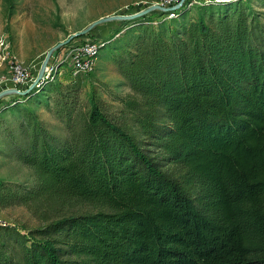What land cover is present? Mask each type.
Returning <instances> with one entry per match:
<instances>
[{"label": "trees", "instance_id": "obj_1", "mask_svg": "<svg viewBox=\"0 0 264 264\" xmlns=\"http://www.w3.org/2000/svg\"><path fill=\"white\" fill-rule=\"evenodd\" d=\"M258 1L262 9L251 0L202 1L158 20L147 16L153 9L120 22L118 68L133 92L117 96L119 118L94 87L81 103L75 81L45 79L5 104L20 112L10 151L38 180L0 178V205L51 194L96 209L27 231L0 222V264H264ZM53 89L44 105L67 128L64 138L22 106Z\"/></svg>", "mask_w": 264, "mask_h": 264}, {"label": "rangeland", "instance_id": "obj_2", "mask_svg": "<svg viewBox=\"0 0 264 264\" xmlns=\"http://www.w3.org/2000/svg\"><path fill=\"white\" fill-rule=\"evenodd\" d=\"M154 1L156 0H0V34L6 36L10 47L20 60L26 64L36 62V66L31 70L33 75H36L46 51L56 42L67 38L99 16L132 13ZM181 2V6L175 10L194 9L202 0H182ZM250 5L254 9L263 8L258 0H251ZM155 10L147 16L158 20L175 15V10L172 15H168L169 12L160 14L158 9ZM189 14L192 12L190 11ZM130 19H111L100 22L85 34L70 39L93 38L100 41L101 36L112 35L105 40L106 45L99 49L95 66L91 71L71 75L66 66H63L60 73L54 72L55 81L65 84L70 81L79 83L81 103H86L90 90L94 87L99 103L114 118L121 116L117 96L133 92L130 87L122 83L117 59L119 54L123 53L125 46L115 39L119 33H114L119 28L117 25L120 22ZM63 47L58 51L59 58L62 56ZM132 48L130 45L129 49L133 50ZM19 95L21 94L11 93L0 97V178L21 181L32 186L38 180L34 168L13 155L8 145L9 132L19 129L14 116L18 118L20 112L6 108L5 104ZM43 95L40 97L43 101L34 102L26 99L22 106L33 109L50 131L60 138L66 137L68 131L65 125L44 105L46 100L53 102L57 95L55 89L45 91ZM144 146L154 148L147 141ZM94 209L96 207L93 202L78 197L44 194L27 202L0 205V218L27 231L29 228L43 225L63 215Z\"/></svg>", "mask_w": 264, "mask_h": 264}, {"label": "built area", "instance_id": "obj_3", "mask_svg": "<svg viewBox=\"0 0 264 264\" xmlns=\"http://www.w3.org/2000/svg\"><path fill=\"white\" fill-rule=\"evenodd\" d=\"M181 1L182 0H156L154 1V4L168 6ZM173 13L174 10L169 11L167 14L172 15ZM100 45L101 42L93 38H85L67 43L61 49V58H59V54L57 53L55 57H52V59L47 62L44 71L46 77L42 81L45 79H54V72L57 71L60 73L63 66H66V69L71 75L91 71L95 66ZM35 66V61L26 64L20 60L10 47L6 36L0 34V90L5 88H17L19 90L26 89L36 76L33 75L31 71ZM0 222L5 221L0 218Z\"/></svg>", "mask_w": 264, "mask_h": 264}, {"label": "water", "instance_id": "obj_4", "mask_svg": "<svg viewBox=\"0 0 264 264\" xmlns=\"http://www.w3.org/2000/svg\"><path fill=\"white\" fill-rule=\"evenodd\" d=\"M181 2H178L176 4L173 5H168V6H163V5H159V4H149L148 6L141 8L135 12L132 13H123V14H110V15H102L99 16L98 18L92 20L89 24H87L85 27L74 31L73 33H71L67 38L60 40L58 42H56L55 44H53L51 47L48 48V50L46 51L44 58L42 59V62L39 66L38 72L33 80V82L26 88L23 90H19L17 88H5L0 90V97L6 95V94H11V93H19L21 95L26 94L30 89H32L34 86L38 85L45 77V66L47 64V62L49 61V59L51 57H55L58 53V51L60 50L61 47L65 46L66 43H68L70 41L71 38L77 36V35H83L86 32H88L94 25L103 22V21H107V20H111V19H130L133 17H137L140 15H143L153 9H158L159 11H161L162 13H166L169 11H173L175 9H177L178 7H180Z\"/></svg>", "mask_w": 264, "mask_h": 264}]
</instances>
